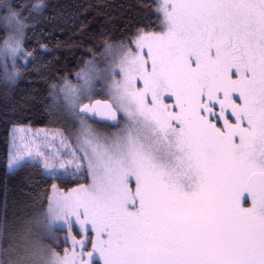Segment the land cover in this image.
<instances>
[{
	"label": "snow or ice",
	"instance_id": "obj_1",
	"mask_svg": "<svg viewBox=\"0 0 264 264\" xmlns=\"http://www.w3.org/2000/svg\"><path fill=\"white\" fill-rule=\"evenodd\" d=\"M5 7L22 36L26 21ZM157 12L162 31L139 34L112 68L115 107L80 109L123 113L124 134L86 154L90 185L34 221L53 243L65 227L82 238L63 256L24 240L11 264H264V0H160ZM21 43L5 40L13 67L32 55ZM22 160L10 153L8 168Z\"/></svg>",
	"mask_w": 264,
	"mask_h": 264
},
{
	"label": "trees",
	"instance_id": "obj_2",
	"mask_svg": "<svg viewBox=\"0 0 264 264\" xmlns=\"http://www.w3.org/2000/svg\"><path fill=\"white\" fill-rule=\"evenodd\" d=\"M159 2L0 0V15L5 5L24 14L23 46L32 54L14 80L7 79L0 67V264L15 261L22 254L19 244L24 240L46 247L34 221L47 210L53 186L68 190L89 183L86 174L74 178L49 176L34 161L10 170L12 127L50 126L52 86L74 81L87 61L103 54L106 45L131 46L141 33L162 31ZM6 37L0 24V48Z\"/></svg>",
	"mask_w": 264,
	"mask_h": 264
},
{
	"label": "rangeland",
	"instance_id": "obj_3",
	"mask_svg": "<svg viewBox=\"0 0 264 264\" xmlns=\"http://www.w3.org/2000/svg\"><path fill=\"white\" fill-rule=\"evenodd\" d=\"M11 10L16 11L12 8ZM18 13L23 17L24 14L21 11H18ZM6 15H9V11L8 8L4 7L0 15V24L4 28L3 17ZM5 30L7 32L6 39L9 43L11 44L15 39H21V47L24 50L25 27L22 36L16 33L11 26L5 28ZM122 47L124 46L106 45L103 54L87 61L84 67L76 74L74 81L65 80L52 86L48 106L50 126L39 128L15 126L11 129L10 153L23 155L21 164L26 161L37 162L43 167L47 175L53 177L74 178L75 176L85 177L86 174L89 178L88 184H80L68 190H61L55 186V189L53 188L50 194V200L53 202L60 194H67L70 190L77 189L81 185H90L92 183V175L88 168L89 159L86 158V154L87 157L95 159L94 149L99 153L108 151L113 146L114 141L124 134L126 118H121L120 125L110 126L90 121L80 114V109L83 105L92 103L97 99L110 101L115 107V101L112 99L111 94L113 84L112 68L123 55ZM131 48L134 50L135 45L132 44ZM5 51L6 45L4 41L3 46L0 48V58L2 63L7 62L9 74L18 73L19 75L23 70L22 66L25 67L32 58V55L31 57H25L23 53H20L15 58V67H13L12 57L3 55ZM24 52L27 51L24 50ZM88 77L93 78L88 79ZM121 78L116 77V79ZM86 79L88 80L87 83ZM120 115L123 117V113H120ZM29 149L32 151L31 156L27 154ZM37 150L43 155H36ZM45 160L50 165L48 168L44 167ZM61 164L64 167H60ZM77 233L78 226L74 227L71 232L66 227L62 230L57 229L55 233L56 242L53 243L47 237H45L44 242L46 247L54 249L59 255L63 256L66 250L71 253L73 236L77 239L82 238L83 233ZM90 250L91 245L89 244L85 251ZM76 251H80L78 246ZM84 259H87L86 255Z\"/></svg>",
	"mask_w": 264,
	"mask_h": 264
},
{
	"label": "water",
	"instance_id": "obj_4",
	"mask_svg": "<svg viewBox=\"0 0 264 264\" xmlns=\"http://www.w3.org/2000/svg\"><path fill=\"white\" fill-rule=\"evenodd\" d=\"M97 101L100 102V105L98 106V111H102L103 110V107L102 106L105 103L112 104L110 101L102 100V99H97V100L93 101L92 103H87L85 105L92 106V105H95ZM113 107H114V105H113ZM80 114L82 116L86 117L87 119H89L90 121H96V122H99V123H102V124H108L110 126H118L119 123H120V115H119V113H117V120L119 121V123L117 121H113V120L108 119L104 115L96 114V113L91 112V111H84V112H82L80 110Z\"/></svg>",
	"mask_w": 264,
	"mask_h": 264
},
{
	"label": "flooded vegetation",
	"instance_id": "obj_5",
	"mask_svg": "<svg viewBox=\"0 0 264 264\" xmlns=\"http://www.w3.org/2000/svg\"><path fill=\"white\" fill-rule=\"evenodd\" d=\"M169 103H173L174 102V98H173V100L170 102V101H168ZM218 107V106H217ZM119 115H120V113H119ZM122 117H121V115H120V122L122 121V119H121ZM119 125H120V123H119ZM245 207H248V206H250V201H249V203L248 204H245L244 205Z\"/></svg>",
	"mask_w": 264,
	"mask_h": 264
}]
</instances>
